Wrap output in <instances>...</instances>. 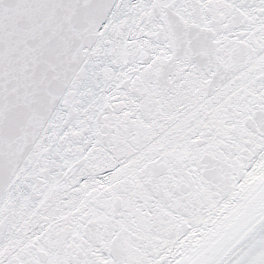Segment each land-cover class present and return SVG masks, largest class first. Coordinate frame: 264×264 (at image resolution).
I'll return each instance as SVG.
<instances>
[{
	"label": "snow or ice",
	"instance_id": "6c2138e0",
	"mask_svg": "<svg viewBox=\"0 0 264 264\" xmlns=\"http://www.w3.org/2000/svg\"><path fill=\"white\" fill-rule=\"evenodd\" d=\"M0 264H264V0H0Z\"/></svg>",
	"mask_w": 264,
	"mask_h": 264
}]
</instances>
